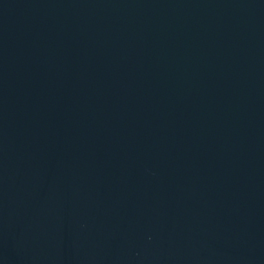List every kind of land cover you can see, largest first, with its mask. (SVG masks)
Segmentation results:
<instances>
[{
	"label": "water",
	"instance_id": "95a60500",
	"mask_svg": "<svg viewBox=\"0 0 264 264\" xmlns=\"http://www.w3.org/2000/svg\"><path fill=\"white\" fill-rule=\"evenodd\" d=\"M0 264H264V0H0Z\"/></svg>",
	"mask_w": 264,
	"mask_h": 264
}]
</instances>
